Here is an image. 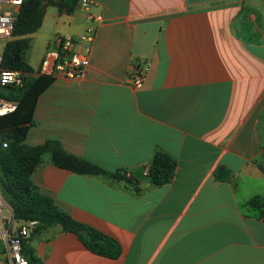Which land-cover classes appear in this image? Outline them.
<instances>
[{
  "label": "crops",
  "instance_id": "obj_1",
  "mask_svg": "<svg viewBox=\"0 0 264 264\" xmlns=\"http://www.w3.org/2000/svg\"><path fill=\"white\" fill-rule=\"evenodd\" d=\"M91 1L100 20L47 5L29 35L34 77L56 36L94 29L84 75L39 94L23 143L56 141L124 176L59 168L50 153L30 175L121 254H94L56 224L30 236L32 264H264V213L248 204L264 197V0ZM144 65L134 88L128 72ZM156 151L176 162L162 185L146 175Z\"/></svg>",
  "mask_w": 264,
  "mask_h": 264
},
{
  "label": "trees",
  "instance_id": "obj_2",
  "mask_svg": "<svg viewBox=\"0 0 264 264\" xmlns=\"http://www.w3.org/2000/svg\"><path fill=\"white\" fill-rule=\"evenodd\" d=\"M78 0H23L15 19L12 38L6 42L1 67L30 72L25 55L29 48V35L42 23L45 7L52 5L59 12H72ZM54 78L38 75L29 78L22 89L10 87L0 90V96L17 101L14 112L0 117V190L12 208L13 219L18 222L37 220V226L22 240V253L29 264L35 259L28 244L30 236L50 226L59 224L63 231L74 233L92 253L117 258L121 254L118 241L98 229L72 218L61 211L53 200L39 193L30 180V175L41 162L45 153H50L51 162L59 167L80 174H106L124 178L118 172L107 173L99 166L66 153L56 141L29 146L23 143L28 128L33 123V111L39 94L52 84ZM6 143V146H3ZM264 154V145L262 147ZM175 160L163 151H156L149 163L147 178L155 185L169 182L174 174ZM220 171V170H218ZM217 177H220L217 172ZM264 213V197L248 201Z\"/></svg>",
  "mask_w": 264,
  "mask_h": 264
},
{
  "label": "built area",
  "instance_id": "obj_3",
  "mask_svg": "<svg viewBox=\"0 0 264 264\" xmlns=\"http://www.w3.org/2000/svg\"><path fill=\"white\" fill-rule=\"evenodd\" d=\"M23 0H0V90L10 87L22 89L30 76L27 72L18 69L1 67L4 46L13 36L14 24ZM94 3L91 0H78L77 7L85 10L90 22L100 20V15L92 13ZM94 37L92 24L79 35L56 36L54 49L46 52L38 75L56 78L63 76L69 79H78L84 75L86 66V50ZM146 67L135 66L128 72L129 84L134 88L142 85ZM17 101L0 96V117L14 112ZM6 146V143H3ZM8 218L5 219L4 211ZM37 220L18 222L13 219L11 207L0 194V264H29L22 253V240L26 239L37 226Z\"/></svg>",
  "mask_w": 264,
  "mask_h": 264
},
{
  "label": "rangeland",
  "instance_id": "obj_4",
  "mask_svg": "<svg viewBox=\"0 0 264 264\" xmlns=\"http://www.w3.org/2000/svg\"><path fill=\"white\" fill-rule=\"evenodd\" d=\"M0 194H1V196H3V198L5 199V201H6V202L8 203V205L10 206L7 197L1 192V190H0ZM10 207H11V206H10ZM11 209H12V208H11ZM4 215H5V219L8 218V212H7V210L4 211ZM0 247H1V243H0Z\"/></svg>",
  "mask_w": 264,
  "mask_h": 264
}]
</instances>
